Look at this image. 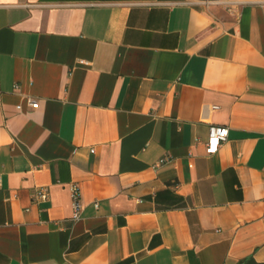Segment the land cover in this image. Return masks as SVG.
I'll use <instances>...</instances> for the list:
<instances>
[{"label":"crops","instance_id":"1","mask_svg":"<svg viewBox=\"0 0 264 264\" xmlns=\"http://www.w3.org/2000/svg\"><path fill=\"white\" fill-rule=\"evenodd\" d=\"M0 264H264V0H0Z\"/></svg>","mask_w":264,"mask_h":264},{"label":"built area","instance_id":"2","mask_svg":"<svg viewBox=\"0 0 264 264\" xmlns=\"http://www.w3.org/2000/svg\"><path fill=\"white\" fill-rule=\"evenodd\" d=\"M30 104L33 107L39 106V101L30 98ZM21 108V105H18ZM229 134V127L228 126H219V125H212L210 128L209 139L207 141V149L209 152H215L219 149L221 141L227 138ZM71 195L73 198V206H74V216L75 218L80 216L82 210V202H81V187L78 183L74 182L71 184ZM48 190L45 187H41L36 190L35 198L37 199H47L48 198Z\"/></svg>","mask_w":264,"mask_h":264}]
</instances>
